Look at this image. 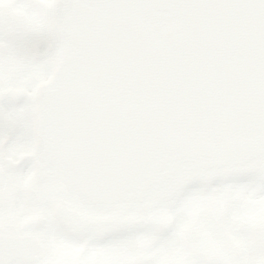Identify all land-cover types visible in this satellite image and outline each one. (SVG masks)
Instances as JSON below:
<instances>
[{
  "label": "water",
  "instance_id": "95a60500",
  "mask_svg": "<svg viewBox=\"0 0 264 264\" xmlns=\"http://www.w3.org/2000/svg\"><path fill=\"white\" fill-rule=\"evenodd\" d=\"M49 18L32 136L70 196L115 222L264 171V0H57Z\"/></svg>",
  "mask_w": 264,
  "mask_h": 264
},
{
  "label": "flooded vegetation",
  "instance_id": "af4514ba",
  "mask_svg": "<svg viewBox=\"0 0 264 264\" xmlns=\"http://www.w3.org/2000/svg\"><path fill=\"white\" fill-rule=\"evenodd\" d=\"M56 1L0 0V242L26 239L20 255L0 244V264H264V171L115 222L58 187L32 136L34 92L62 47L50 27Z\"/></svg>",
  "mask_w": 264,
  "mask_h": 264
}]
</instances>
